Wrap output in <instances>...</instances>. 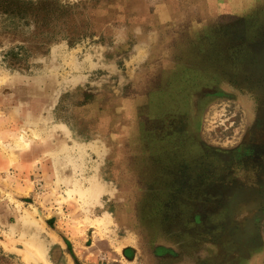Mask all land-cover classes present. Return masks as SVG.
Listing matches in <instances>:
<instances>
[{"label":"rangeland","instance_id":"374dc122","mask_svg":"<svg viewBox=\"0 0 264 264\" xmlns=\"http://www.w3.org/2000/svg\"><path fill=\"white\" fill-rule=\"evenodd\" d=\"M221 1L0 0V264H264V10Z\"/></svg>","mask_w":264,"mask_h":264},{"label":"crops","instance_id":"0c3cea01","mask_svg":"<svg viewBox=\"0 0 264 264\" xmlns=\"http://www.w3.org/2000/svg\"><path fill=\"white\" fill-rule=\"evenodd\" d=\"M222 5L224 8L227 9L228 12H232L236 15V18H240L242 14H251L252 12H254L255 9H258L259 7L261 8V10H264V0H222L221 1ZM225 9V11H226ZM236 20V19H235ZM236 23L238 24L237 20ZM251 27L249 28H253L252 25H249ZM258 27V26H257ZM209 28V27H208ZM264 29V26H263ZM221 39V38H219ZM190 40H194L197 41L199 39L196 38V36H193L190 38ZM205 39L201 38V42H204ZM205 44V42H204ZM207 45H209V42H207ZM219 56L217 55H212L210 53V50H208L205 53H202L198 56V58L193 59L192 61L197 63L196 64V68H200L201 71H207L209 72V67H210V63L211 61H219ZM205 82V81H203ZM208 81H207V85H208ZM207 87V86H206ZM193 109H196L194 107H192ZM194 115V114H193ZM194 117V119H192L191 123L187 124L184 127L185 124H177V128L183 127L185 128L184 130L186 131L185 135H183V137H185V140H191L192 142H200L201 140H203V138H200V136H202L199 133V127H200V120ZM176 140V139H175ZM178 140V138H177ZM181 140V139H179ZM36 225L33 226V228H35ZM34 238L37 239V234L38 232H36V229H34ZM45 242H44V248H43V253L45 255V259H46V263L49 264H55L57 258H55L57 255L59 256V254H61L62 252L58 253L55 252V250L51 249L52 248V243L49 240V238H44ZM69 254L73 253L70 251ZM74 256V255H73ZM75 257V256H74ZM35 260L32 264H40V261L38 260V257L35 256L34 257ZM75 259H77L75 257ZM44 263V262H42Z\"/></svg>","mask_w":264,"mask_h":264},{"label":"flooded vegetation","instance_id":"af4514ba","mask_svg":"<svg viewBox=\"0 0 264 264\" xmlns=\"http://www.w3.org/2000/svg\"><path fill=\"white\" fill-rule=\"evenodd\" d=\"M256 55H252L250 58H251V60H248V61H250V62H253L254 64L255 63H259V62H262V66H260L261 68H262V70H264V57H260V58H258V57H255ZM252 57H254V58H252ZM238 60V59H237ZM239 61H241L240 59H239ZM264 72V71H263ZM262 78H264V76H263V74H259V79H262Z\"/></svg>","mask_w":264,"mask_h":264},{"label":"bare ground","instance_id":"6f19581e","mask_svg":"<svg viewBox=\"0 0 264 264\" xmlns=\"http://www.w3.org/2000/svg\"><path fill=\"white\" fill-rule=\"evenodd\" d=\"M35 161V160H34ZM78 161V160H77ZM12 162V161H11ZM70 185H72V184H70ZM69 187V186H68ZM73 187V186H72ZM73 189H75V188H73ZM68 192H70V191H68ZM82 193L84 192V191H81ZM96 192V191H95ZM67 193V192H66ZM77 193V192H76ZM69 194V193H68ZM83 195V194H82ZM62 196V195H61ZM63 197V196H62ZM67 198V197H66ZM25 220H26V218H25ZM30 220H32V218L30 219ZM36 221V220H35ZM35 221H33L32 223H37V222H35ZM36 239V238H35Z\"/></svg>","mask_w":264,"mask_h":264}]
</instances>
